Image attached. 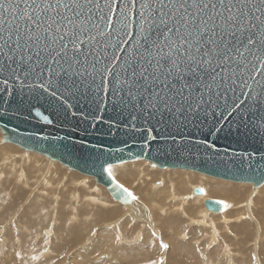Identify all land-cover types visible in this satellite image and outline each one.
Masks as SVG:
<instances>
[{"label": "water", "instance_id": "obj_1", "mask_svg": "<svg viewBox=\"0 0 264 264\" xmlns=\"http://www.w3.org/2000/svg\"><path fill=\"white\" fill-rule=\"evenodd\" d=\"M51 2L55 5L56 0ZM149 2L155 6V0ZM180 2L182 0H175L177 7ZM15 3L35 15L23 0H12V4ZM63 3L73 4V0H63ZM77 3L84 6L78 20L94 15L85 25L88 30L81 37L84 40L81 52L74 54L69 44L68 62L80 61L73 64L77 72L71 80L49 72L43 62L40 65L44 69L42 74L40 69L33 72L27 65H22L16 73L7 67L0 71V129L6 142L41 153L71 170L94 177L117 201L133 196L125 191L124 185L120 187L122 184L112 174L109 175V166L134 160L149 161L160 169H184L226 181L252 183L255 188L264 184V46L257 43L253 48L258 58L245 53L243 61L237 58L224 65L228 68L222 73L227 77L226 86L216 87L220 77L215 82L207 79L206 83L213 84L210 93L199 82H193L191 95L185 89L189 98L182 107L169 105L172 110L168 111L160 105L157 110L148 105L144 98L147 93L144 96L136 94L134 85L131 91L135 99L128 94L133 82L130 69L128 72L125 69L129 64L138 68L141 56L146 55L145 33L140 25L142 0H135L134 5L132 0H99L102 11L86 5L84 0H77ZM196 3L216 4L217 10L223 11L219 0H196ZM228 3L229 0H225V5ZM232 3L243 8L240 0H232ZM245 3L244 10L256 25L253 33L256 37L264 36L261 31L264 4L261 0H245ZM89 7L92 13L88 12ZM73 8L77 10L75 5ZM257 8L262 11H256ZM59 11L72 16L65 9ZM180 11L182 14L183 9ZM189 11L193 15L198 13L194 7ZM205 11L211 14V7ZM257 16L260 20L255 18ZM91 23L99 26L93 28ZM16 25L26 37L31 21L0 11V36L7 39L11 35L15 41ZM32 27L35 30L34 25ZM67 40L68 37L65 42ZM7 51L5 47L4 52ZM55 55L52 52V56ZM19 56L16 53L14 59L19 61ZM42 56L47 58L48 54L42 53ZM34 61L35 57L30 63ZM216 62L213 58V66ZM0 63H8L2 52ZM49 63L59 70L54 62L50 60ZM61 64L67 68L63 60ZM183 83L181 81L177 87ZM200 93H203L202 100ZM193 192L198 194L202 190L196 187ZM220 202L205 199L204 204L209 210L221 212L224 205Z\"/></svg>", "mask_w": 264, "mask_h": 264}, {"label": "rangeland", "instance_id": "obj_2", "mask_svg": "<svg viewBox=\"0 0 264 264\" xmlns=\"http://www.w3.org/2000/svg\"><path fill=\"white\" fill-rule=\"evenodd\" d=\"M2 138L4 134L0 129V264H16L17 259L24 257L26 260L22 264H264V202H261L259 191L251 195L252 190L258 188H253L251 183L226 181L184 169L165 172L158 169L180 180L181 176H189L195 186L202 187L207 193L211 185L228 187L231 192L221 194L222 197L216 200L227 201L231 208L238 204L239 209L230 210L231 216L237 215L236 221L226 217L215 219V229L190 224L181 215L178 216L180 228L170 227L162 215L159 219H164L157 226L151 224L154 229L145 218L151 220V216L160 213H154L153 205L156 199L161 203L165 198L154 196L150 182L157 177L143 176L146 185L136 174L127 182L123 181L128 186L134 180L139 181L133 185L132 192L138 194L136 199L141 198L140 202L147 200L139 196L140 192L152 190L149 195L154 196V203L144 202L147 205L141 211L144 214L140 212L144 218L137 216V220L134 217L137 222L128 209L120 207L114 200L109 201L110 195L104 192V201L114 204V208L119 206L115 214L109 215V207L87 201V190L78 183L76 185L81 178L67 180L64 176L70 173L55 164V160ZM129 164L145 167L147 161L136 160ZM116 165L109 166L112 174L118 170ZM145 169H151V166ZM71 176L74 177L73 172ZM93 181L96 182L94 177ZM168 185L167 182L165 186L168 188ZM183 185L180 192L191 190L190 185ZM93 216L103 218L95 220ZM253 217L261 220H258L260 224L262 222L260 231ZM262 231L261 235L257 234ZM29 250L34 252L28 253Z\"/></svg>", "mask_w": 264, "mask_h": 264}, {"label": "snow or ice", "instance_id": "obj_3", "mask_svg": "<svg viewBox=\"0 0 264 264\" xmlns=\"http://www.w3.org/2000/svg\"><path fill=\"white\" fill-rule=\"evenodd\" d=\"M23 2L27 8L32 9L35 15L29 14L26 9L22 10L19 3L13 5L12 0H8L7 3L5 0H0V11L9 12L13 14L14 18L27 17L31 21V25L26 28V37L21 35L19 25H16L15 28V41H12L11 35L7 39L0 36V40H3V43L0 44V52L8 61L7 64L0 63V71L7 67L12 73H16L22 65H27L33 72L40 69L42 74L44 69L40 65L43 62L49 72H56L58 76L63 75L71 80L73 74L77 72L73 68V64H78L80 61L73 59L72 63L68 62L69 44L74 54L81 52L80 45L84 43L81 37L88 30L85 25L93 20L92 8H88L91 15H88L85 20H78L77 18L83 15L84 6L77 3V0H73V4H65L63 0H56L55 5L51 0H40L39 3L37 0H23ZM84 3L93 5L98 11H102L99 0H95V2L94 0H84ZM240 3L243 4V8L236 7L232 0H229L227 5H225V0H219L223 11H218L216 4H211V6L208 3L198 4L196 0H191V4H189V0H182L178 7L175 0H167V2L155 0V6L149 0H142L140 25L142 32L145 33L143 41L146 55L141 56L138 68L129 64L125 69V72L130 69V77L133 82L132 85H129V96L135 99V95L131 91L134 85L137 89L136 94L144 96L147 93L144 98L147 99L151 108L159 110L160 105H163L166 110L171 111L169 105L182 107L188 102L189 97L185 95V89H188L189 95H191L193 82H199L210 93L213 84L206 83L207 79L215 82L217 77H220L221 81L216 87L226 86L227 77L222 76V73H226L228 68L224 65L235 62L237 58L243 61L245 53L255 57L253 48L257 43L264 46V36L256 37L252 31L256 25L252 23L249 13L244 10L247 8L245 0H240ZM132 4H135V0H132ZM261 4H264V0H261ZM73 5L77 10H74ZM190 7L198 10L197 15H193L189 11ZM209 7L212 10L211 14L205 11ZM59 9L71 12V18L63 15ZM181 9H183L182 14ZM256 11L262 10L257 8ZM49 12H53L55 15H47ZM17 13L22 14L17 17ZM199 13H204V15L201 16ZM255 18L260 20L259 16ZM100 19L103 20L104 16H101ZM33 25L35 30H33ZM145 25H147L146 28ZM90 26L95 28L99 25L91 23ZM261 31L264 32V21L261 23ZM66 37H68L67 42H65ZM90 39H94V37H90ZM5 47L8 48L7 52H4ZM165 47L168 48L167 52L164 51ZM52 52H55L56 55L52 56ZM16 53L20 54L19 61L14 59ZM42 53H47V58L42 56ZM84 55L87 57V53ZM34 57V63H30ZM213 58H216L217 61L215 66H213ZM50 60L59 66V70L52 67V64L49 63ZM61 60L67 64V68L61 64ZM13 64L15 67H12ZM217 68L220 71H217ZM181 81L184 83L177 87ZM72 83L74 84L75 81L73 80ZM157 88L160 90L157 91ZM216 95L219 96L220 93L217 92ZM200 98L202 100L203 93H200ZM108 173L111 176L110 168ZM125 191L128 190L125 189ZM128 194L132 195L130 192ZM133 198L135 199V197ZM162 246L168 247L167 245Z\"/></svg>", "mask_w": 264, "mask_h": 264}, {"label": "bare ground", "instance_id": "obj_4", "mask_svg": "<svg viewBox=\"0 0 264 264\" xmlns=\"http://www.w3.org/2000/svg\"><path fill=\"white\" fill-rule=\"evenodd\" d=\"M2 140H4V138H2ZM14 143H12V145H13ZM31 152V151H30ZM48 159H50L49 157H48ZM53 159H51V161H52ZM134 161H136V160H134ZM143 161H146V160H143ZM130 163V161L129 162H124V163H120V164H117L116 165V167H117V172H116V174H112L114 177H115V179L118 181V182H120L122 185H124V187L128 190V192H130L131 194H132V196L133 197H135V199L134 198H129V199H127V200H124V201H122V200H116V199H114V197H112L111 196V194L109 193V191L107 190V188L105 187V186H103L102 184H99V185H97V184H95V183H97V182H94V183H92V178H90V177H85V176H82V175H80V174H78V173H76V172H78V171H76V170H71V169H69L67 166H65V165H63L60 161H57V160H55V164H58L61 168H63V169H66V172L67 173H70V174H66L64 177H66V179L67 180H69V181H71V180H75V179H79V178H81V180H79L78 182H76V185H77V183L79 184V185H81L83 188H85L86 190H87V192H88V200L86 199L87 197H86V195H85V197L86 198H84V199H86L87 201H91L90 203H93V202H96V203H100L101 205H103V206H105V207H109L110 209H108V214L109 215H112V214H115L117 211H118V207L120 206H123L124 207V209H128V213H131L132 215H133V218L134 217H136V219L138 218V217H142V218H144L143 217V215L142 214H144V213H142L141 211H143L144 209H146V206L147 205H144V204H146V203H144V202H146V201H149L150 202V204L151 205H153L152 203H154L153 202V198H154V196L155 195H160V196H163V197H165V198H163V200H162V198L160 199V200H162V202L160 203V201H158L157 199H156V201H155V203H154V208H153V210L155 211H152V212H154V213H156V212H158V211H160V213H156L157 215H155L154 214V217L153 216H151V220L148 218H145V221H147V223H149V226H151V224L153 225L154 224V226L156 225H158V222H160V220H163L164 218H162V219H159V217H162V215H164L165 216V218L166 219H164V222H168V223H170L169 225H170V227H175V229L176 228H180V226H181V223H180V221L178 220V216L179 215H181L182 217H184L185 219L187 218V220H188V222L190 223V224H196V225H201L202 227H209L210 229H215L216 227H215V223H214V220L216 219H224L225 217H226V219H229V218H233L235 221H236V216H231V214H233L230 210H236V209H239V206H238V204L237 205H233L232 207L233 208H231V205L227 202V201H225V200H222V202H223V205H224V207H223V209H222V211L221 212H214V211H212V210H209V209H207L206 208V206L204 205V201H205V199H218L217 197H219V198H221L222 197V195L221 194H224L225 192H231L230 191V188H228V187H222V186H219V185H211L212 187H210V188H208V193L205 191V189H203L202 187H200V189L202 190V193H198V194H196V193H194L193 191H194V189L196 188V187H198V186H195L194 185V183L192 182L193 180H192V178L191 177H189V176H185V177H183V176H181V180L180 179H177V178H175V176H173V175H171V174H167V173H162V172H165V171H177L178 169H170V168H164V169H161V171L162 172H160V170H158V169H160V168H158L155 164H152L151 162H149V161H147V164H145V167L144 166H142V165H138L137 166V164L135 165V164H133V165H130L129 164ZM149 165V166H148ZM137 166V167H136ZM151 166V169H145V168H148V167H150ZM112 169V168H111ZM56 170H59V167H57L56 166ZM180 172H182V171H184V170H179ZM59 172L61 173V171L59 170ZM63 173H65V170L64 171H62ZM72 172H73V178H72V176H71V174H72ZM194 172V171H193ZM194 173H196V172H194ZM76 174H77V176H76ZM136 174V176L138 175V177H137V179L139 180V181H142V178H143V176L144 177H146V178H150L149 176H151V177H153V178H156L155 180H153V182H150L151 183V187H152V189H153V193H154V196H150L149 194H151L152 193V190L151 191H149V192H144V190L143 191H139L141 194L139 195L140 197H143L142 199H147L146 201H141L140 202V199H136L137 198V195L134 193V192H132V190H133V185L135 184H139V181L138 182H136L137 180H134L133 181V183L130 185V186H128L127 184H125L123 181H125V182H127L128 181V179L130 178V177H132L133 175H135ZM166 176H168V177H166ZM77 179V180H78ZM135 179V178H134ZM158 180H159V182H158ZM96 181V180H95ZM92 183V185H94L95 184V186L92 188V187H90V185L91 184H89V183ZM168 182V188L165 186V184ZM156 183H159V186H157L156 185ZM142 184L143 185H146V181H142ZM183 184H187V185H190V187H191V190L190 191H186V192H180L179 191V188L181 187V189H184V185ZM252 184V183H251ZM91 185V186H92ZM130 188H132V189H130ZM253 188H254V186H253ZM252 188V189H253ZM257 188V187H256ZM251 189V190H252ZM260 192V195H261V198H262V201L261 202H264V184H262V185H260V186H258V188H257V190H255L254 189V191L252 190V194L251 195H253V192ZM104 192H107V194H109L110 195V199H109V201H113L114 200V202H117V203H120V205L119 206H117L116 208H114V204H112V203H110V202H108V200L107 201H104L105 200V196H104ZM151 192V193H150ZM150 196V197H149ZM160 196H159V198H160ZM130 197V196H129ZM208 197H210V198H208ZM250 197V196H249ZM251 197H253V196H251ZM156 198V197H155ZM139 200V201H138ZM174 201V202H173ZM219 201H220V199H219ZM249 201V200H248ZM249 203V202H248ZM150 207V206H149ZM112 208V209H111ZM157 210H156V209ZM148 209V208H147ZM248 209H250V205H249V207H248ZM152 210V209H151ZM85 212V214L86 213H88L87 211H84ZM140 212L142 213V214H140ZM140 214V215H139ZM151 214V213H150ZM87 215H90V214H87ZM254 215V214H253ZM128 216V215H127ZM138 216V217H137ZM163 216V217H164ZM94 217V216H93ZM101 218H103V216L102 217H99V218H95L94 217V219L95 220H100ZM133 218H132V220H133ZM183 218V219H184ZM135 219V218H134ZM135 219V220H136ZM232 219V220H233ZM238 219V218H237ZM253 219L255 220V224H256V226H257V230L258 231H260V227L262 228V222H261V224H260V219L258 218V219H256L255 217H253ZM138 220V219H137ZM136 220V221H137ZM233 220V221H234ZM258 220H260V221H258ZM135 221V222H136ZM230 221V220H229ZM128 222V221H127ZM138 222V221H137ZM231 222V221H230ZM116 223V222H115ZM161 224V223H160ZM159 224V225H160ZM166 224V223H165ZM227 224V223H226ZM254 224V225H255ZM162 225V224H161ZM160 225V226H161ZM154 226H151V227H153L154 229H155V227ZM255 226V227H256ZM260 226V227H259ZM117 227V226H116ZM120 228H121V226H119ZM116 229V228H115ZM119 229V228H118ZM142 230V229H141ZM220 230H222V229H220ZM147 231V230H146ZM154 231V230H153ZM143 232V231H142ZM122 233V232H121ZM176 233V232H175ZM185 232H183V234H184ZM263 233V231L262 232H260V233H257V234H259V235H261ZM177 234V233H176ZM226 234V233H225ZM171 235V234H170ZM185 235V234H184ZM189 235V234H188ZM186 236V235H185ZM182 237H183V235H182ZM187 237V236H186ZM188 238H190V237H188ZM116 239V238H115ZM218 239V238H217ZM17 240V239H16ZM24 240H26V239H24ZM23 240V241H24ZM186 240H188V239H186ZM220 240V239H219ZM48 243V242H47ZM50 243H51V241H50ZM216 243V242H215ZM21 245H22V243H21ZM20 245V246H21ZM19 246V247H20ZM46 251V250H45ZM28 253H33L34 251L33 250H29V251H27ZM36 254H37V250H36ZM31 257V256H30ZM33 258V257H32ZM174 258V257H173ZM35 259H37V258H35ZM49 259V258H48ZM26 260V258L24 257L22 260H18L17 259V261L15 262L16 264H22L23 263V261H25ZM32 262V261H31ZM152 262V261H151ZM26 263H29L28 261H26ZM37 263H38V261H37ZM35 264V263H34ZM41 264H43V263H41ZM134 264V263H133ZM137 264H141V263H137Z\"/></svg>", "mask_w": 264, "mask_h": 264}]
</instances>
